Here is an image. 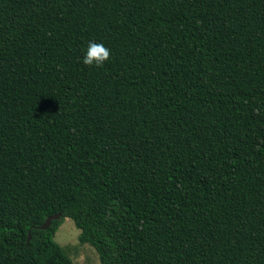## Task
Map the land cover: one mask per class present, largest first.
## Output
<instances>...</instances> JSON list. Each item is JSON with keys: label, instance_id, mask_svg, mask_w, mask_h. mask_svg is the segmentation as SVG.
<instances>
[{"label": "trees", "instance_id": "1", "mask_svg": "<svg viewBox=\"0 0 264 264\" xmlns=\"http://www.w3.org/2000/svg\"><path fill=\"white\" fill-rule=\"evenodd\" d=\"M65 218L102 264H264V0H0V264H74Z\"/></svg>", "mask_w": 264, "mask_h": 264}, {"label": "rangeland", "instance_id": "2", "mask_svg": "<svg viewBox=\"0 0 264 264\" xmlns=\"http://www.w3.org/2000/svg\"><path fill=\"white\" fill-rule=\"evenodd\" d=\"M79 230L70 218H65L54 234V240L72 258L74 264H102L96 250L89 244H82L78 239Z\"/></svg>", "mask_w": 264, "mask_h": 264}, {"label": "clouds", "instance_id": "3", "mask_svg": "<svg viewBox=\"0 0 264 264\" xmlns=\"http://www.w3.org/2000/svg\"><path fill=\"white\" fill-rule=\"evenodd\" d=\"M110 56V49L102 43L89 41L84 51L82 62L87 66L101 67L105 61L110 59Z\"/></svg>", "mask_w": 264, "mask_h": 264}, {"label": "water", "instance_id": "4", "mask_svg": "<svg viewBox=\"0 0 264 264\" xmlns=\"http://www.w3.org/2000/svg\"><path fill=\"white\" fill-rule=\"evenodd\" d=\"M59 217H60V214H59V213L47 217V218L44 220V222L39 226V229H43V230H45V229L49 228L50 225H51V222H52L53 220H57ZM30 237H31V236H30V233H29V231H28L27 241L30 240Z\"/></svg>", "mask_w": 264, "mask_h": 264}]
</instances>
